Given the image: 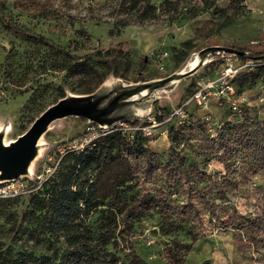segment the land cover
<instances>
[{
	"label": "rangeland",
	"instance_id": "obj_1",
	"mask_svg": "<svg viewBox=\"0 0 264 264\" xmlns=\"http://www.w3.org/2000/svg\"><path fill=\"white\" fill-rule=\"evenodd\" d=\"M48 9L56 14L47 17ZM260 11L264 0H0V127L10 128L6 141L26 133L61 96L82 95L79 78L51 67L54 51L45 54L44 69L45 55L39 53L44 48L27 38H44L75 60L91 57L94 73H107L101 85L93 82L91 94L189 71L209 48L244 52L204 55L205 65L196 74L158 91L134 109L135 119L109 129L79 117L55 122L41 140L32 175L51 180V187L61 181L67 165L61 162L63 152L93 128L137 135L130 142L133 148L143 147L133 163L139 172L137 189L161 200L162 209L133 222L129 238L136 253L148 264H167L169 247L184 258L183 264H261L264 248L218 221L226 218L227 209L253 215L258 188L264 186V70H256L264 65L256 58L264 57ZM28 60L34 63L30 73ZM230 63L239 72L229 87L217 88L219 95L212 91L199 106L195 94L203 83L218 82ZM179 110L184 119L176 115ZM140 131L147 141L134 134ZM37 193L0 202V241L8 246L13 240L15 253L29 247V264L43 257H50L45 264H59L54 251H63V241L45 236V221L31 214V197ZM97 215L92 212L86 223ZM164 215L174 223L172 231L162 228ZM122 248L124 259L129 250ZM10 256L2 258L5 263Z\"/></svg>",
	"mask_w": 264,
	"mask_h": 264
},
{
	"label": "trees",
	"instance_id": "obj_2",
	"mask_svg": "<svg viewBox=\"0 0 264 264\" xmlns=\"http://www.w3.org/2000/svg\"><path fill=\"white\" fill-rule=\"evenodd\" d=\"M46 14L47 17H51L56 11L48 9ZM27 40L35 46L44 48L43 51L39 50L42 55L54 51L53 56L56 60L51 67L55 71H67L70 78H79L82 95L93 92L91 88L93 82L99 85L103 83V77L107 73H94L91 57L75 60L69 52L49 45L44 38ZM43 57L45 60L42 64L46 69V58L49 55ZM256 58L264 62V57ZM29 61L25 67L27 73L34 68V63ZM256 70H264V65ZM26 92L28 91L24 94ZM58 92L64 91L59 89ZM64 97L61 96L60 99ZM137 133L140 134V138L148 140L143 132H134ZM136 136L117 128L85 149L68 152L61 161L67 162L63 179L55 182L52 187L51 180L46 182L42 190L31 197L33 205L31 214L33 216L39 214L38 218L45 221L43 234L49 236V239L63 241V251H54L55 260L59 264H148L136 253L129 235L133 222L150 217L154 208L162 209L160 205L162 201H156L154 197H148L141 189H137L140 182L137 175L139 172L133 163H138L142 157L143 147L140 144L136 148L130 146V142L134 141ZM223 162L227 166V161ZM90 171L94 172L93 180ZM228 180L232 186L233 181ZM234 186L236 185L232 187ZM254 206L256 211L253 215L243 216L237 211L227 209L223 211L226 218L221 220L219 217L218 221L222 228L245 232L246 236H251L252 244L264 248V186L258 188ZM187 207L185 204L180 208L183 211ZM92 212L98 214L96 220L92 224L86 223ZM166 222L168 221L164 215L162 228L166 232L172 231L174 223L168 222L167 225ZM49 239L45 237L43 242L48 243ZM122 244L129 250L124 259L121 258ZM15 245L13 240L8 246L5 241H0V264H29L27 258L33 256V253L28 252L29 247L23 249L24 246H20L19 251L15 253ZM9 253L14 256H10L9 261L5 263L6 259L2 258L7 257ZM165 253L167 264L184 263V258L178 256L171 247L165 249ZM49 258L43 257L39 264H45ZM260 263L264 264V260Z\"/></svg>",
	"mask_w": 264,
	"mask_h": 264
},
{
	"label": "water",
	"instance_id": "obj_3",
	"mask_svg": "<svg viewBox=\"0 0 264 264\" xmlns=\"http://www.w3.org/2000/svg\"><path fill=\"white\" fill-rule=\"evenodd\" d=\"M211 52L235 56L246 54L232 48L213 47L203 51L199 63L189 71L175 73L152 82L100 89L89 95H68L49 107L26 133L8 143L5 129L8 127H3L0 130V183L32 177L31 168L42 150L41 140L55 122L69 117H79L109 129L117 123L135 119L136 107L152 99L158 91L196 74L205 65L204 55Z\"/></svg>",
	"mask_w": 264,
	"mask_h": 264
},
{
	"label": "built area",
	"instance_id": "obj_4",
	"mask_svg": "<svg viewBox=\"0 0 264 264\" xmlns=\"http://www.w3.org/2000/svg\"><path fill=\"white\" fill-rule=\"evenodd\" d=\"M260 14L263 15V23L261 27V31L264 34V11H260ZM248 65H246L247 67ZM249 68H254V66H250ZM239 68L234 66L232 63L226 64V68L223 70V72L220 75L219 83L218 82H210L207 81L203 83V88L200 89L199 92H197L194 96L195 102L199 106H203L205 102L207 101L208 97L212 94V91H216L217 88L223 90L225 87H229V84L231 80L234 79V77L238 74ZM221 84V86H220ZM220 90L215 92V94L219 95ZM234 109H236V105L234 104ZM176 115L185 118V113L183 110H179L176 112ZM111 132H114V129L112 130H106L104 132L96 131V129H91L88 134L77 141L72 147H69L67 151L64 153L63 156L66 155L68 152L72 151H78L85 149L87 146L91 145L94 141L99 139L102 136H105ZM46 179L43 180L42 175H37L36 178H33V175L31 178H21L14 181H8L5 183H0V200H6V199H13L21 196H27L30 194L37 193L38 190L42 188L44 185Z\"/></svg>",
	"mask_w": 264,
	"mask_h": 264
},
{
	"label": "bare ground",
	"instance_id": "obj_5",
	"mask_svg": "<svg viewBox=\"0 0 264 264\" xmlns=\"http://www.w3.org/2000/svg\"><path fill=\"white\" fill-rule=\"evenodd\" d=\"M199 61H200V58H196L195 59V61L192 63V67H194V66H196L198 63H199ZM3 128H1L0 127V130H2ZM6 129V131H7V134L9 133V131H10V128H5ZM6 143H8L7 141H6ZM31 172H33V168H31Z\"/></svg>",
	"mask_w": 264,
	"mask_h": 264
}]
</instances>
